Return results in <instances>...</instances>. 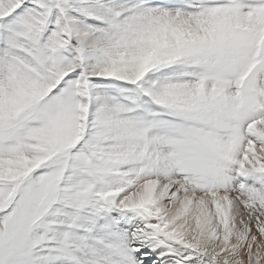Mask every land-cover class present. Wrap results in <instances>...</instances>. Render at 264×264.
Wrapping results in <instances>:
<instances>
[{"label":"snow or ice","instance_id":"1","mask_svg":"<svg viewBox=\"0 0 264 264\" xmlns=\"http://www.w3.org/2000/svg\"><path fill=\"white\" fill-rule=\"evenodd\" d=\"M0 264H264V0H0Z\"/></svg>","mask_w":264,"mask_h":264},{"label":"rangeland","instance_id":"2","mask_svg":"<svg viewBox=\"0 0 264 264\" xmlns=\"http://www.w3.org/2000/svg\"><path fill=\"white\" fill-rule=\"evenodd\" d=\"M241 212L243 213L244 212V209H243V206H241ZM245 219H246V216H245ZM253 228H255L254 226H253ZM255 232H256V230H254ZM257 235H258V233H256Z\"/></svg>","mask_w":264,"mask_h":264},{"label":"bare ground","instance_id":"3","mask_svg":"<svg viewBox=\"0 0 264 264\" xmlns=\"http://www.w3.org/2000/svg\"><path fill=\"white\" fill-rule=\"evenodd\" d=\"M254 230H255V228H253V232L255 233V231H254ZM257 236H258V239H259V235H257Z\"/></svg>","mask_w":264,"mask_h":264}]
</instances>
